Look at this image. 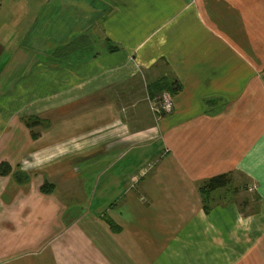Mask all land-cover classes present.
Segmentation results:
<instances>
[{"label": "crops", "instance_id": "obj_1", "mask_svg": "<svg viewBox=\"0 0 264 264\" xmlns=\"http://www.w3.org/2000/svg\"><path fill=\"white\" fill-rule=\"evenodd\" d=\"M0 161V264H264V0H0Z\"/></svg>", "mask_w": 264, "mask_h": 264}, {"label": "trees", "instance_id": "obj_2", "mask_svg": "<svg viewBox=\"0 0 264 264\" xmlns=\"http://www.w3.org/2000/svg\"><path fill=\"white\" fill-rule=\"evenodd\" d=\"M181 88V84L178 82L177 79H171L167 75H162L161 77L157 78L150 84H148V91L149 96H156L162 90L167 89L171 93H175ZM166 112H161V115ZM24 121L27 125H31L33 122L38 121L35 117H26ZM34 134V133H33ZM12 170V166L7 161H0V174H6ZM15 177L18 181L24 182L29 179V174L21 172L19 169L14 171ZM230 174L228 172L218 173L212 176H209L201 181L199 184V190L203 195L208 194L210 191L226 186L230 182ZM53 184L51 182H43L40 186V189L43 192H47L50 190ZM113 229H116L115 224L113 222H109Z\"/></svg>", "mask_w": 264, "mask_h": 264}, {"label": "built area", "instance_id": "obj_3", "mask_svg": "<svg viewBox=\"0 0 264 264\" xmlns=\"http://www.w3.org/2000/svg\"><path fill=\"white\" fill-rule=\"evenodd\" d=\"M152 111L157 115L161 112H169L173 109L172 93L164 89L158 95L148 98Z\"/></svg>", "mask_w": 264, "mask_h": 264}, {"label": "rangeland", "instance_id": "obj_4", "mask_svg": "<svg viewBox=\"0 0 264 264\" xmlns=\"http://www.w3.org/2000/svg\"><path fill=\"white\" fill-rule=\"evenodd\" d=\"M3 11H4V9H3ZM231 175H233V178L231 177L232 180L230 179V183H229L230 184V187L231 188L232 187H235V188H240L241 187V188H243V184H244V180H243L244 178H243V176H241V175L239 176L236 173H233ZM237 199H242V198L237 197ZM41 252L42 251L39 249V253L38 252H34L31 255H29L30 258H32L34 260V261H32V264H38L39 262H41V260H44L46 262V264H50L49 263L50 258H49V260L46 259V258H44V255Z\"/></svg>", "mask_w": 264, "mask_h": 264}]
</instances>
